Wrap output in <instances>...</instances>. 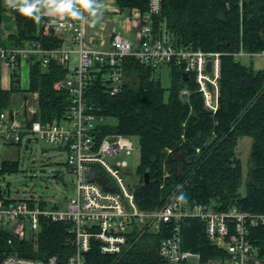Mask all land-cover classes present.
<instances>
[{"label":"trees","instance_id":"16d2710c","mask_svg":"<svg viewBox=\"0 0 264 264\" xmlns=\"http://www.w3.org/2000/svg\"><path fill=\"white\" fill-rule=\"evenodd\" d=\"M147 2L116 0L120 8L135 7L142 12L147 10ZM7 12L15 26L14 31L5 28L9 32L5 41L8 46L38 42L45 49H57L63 45L59 38L43 36L40 30L37 33L44 21L39 12L35 14L37 20L0 4V25L8 20L4 17ZM151 26L155 34L165 30L178 47L221 53L219 94L218 108L212 114L204 109L191 76L183 80L182 68L170 66L165 88L150 65L134 58L124 59L126 80L120 93L110 95L101 74L89 84L85 98L91 112L113 121V125L100 128L101 132L137 139L139 183L145 172L149 174V183L134 190L138 208H159L176 194L189 204L213 200L219 210L234 206L246 213H264V70H254L234 57L240 50L248 57L264 51V0H162ZM66 75L56 62H50L46 70L36 60L30 63L26 91L38 95L40 121H51L64 113L67 92L55 91L53 84ZM20 91L14 74L10 89H0V109H7L11 95ZM243 137H249L251 145L247 182L241 195L242 169L236 147ZM18 166V161L0 160V176L16 173ZM1 198L17 201L10 198L8 189L0 187ZM181 232L183 248L198 253L200 264L226 259V252L209 242L197 219H183ZM164 236H145L123 256L102 255L93 242L85 264H163L157 246ZM8 237L0 232V262L14 252L37 259H64L73 252L64 223L42 222L35 244L15 240L13 248L7 243ZM250 240L264 259V226L251 228Z\"/></svg>","mask_w":264,"mask_h":264},{"label":"built area","instance_id":"2783aa9c","mask_svg":"<svg viewBox=\"0 0 264 264\" xmlns=\"http://www.w3.org/2000/svg\"><path fill=\"white\" fill-rule=\"evenodd\" d=\"M161 1L148 0L145 12L135 7L120 8L116 0H93L97 8L93 14L84 8L82 0H72L73 6L81 12L79 17L69 12V17L39 12L44 21L37 33L40 30L43 36L61 39L63 45L57 49H45L38 42L8 46L7 34L0 30L1 90L10 89L14 74L21 87L23 68L26 67L29 76L30 63L36 60L43 70L50 62L66 70V78L55 82L53 89L64 90L68 95L64 113L51 121H40L37 107H31L34 103L37 106L36 93L32 94L30 107L24 101L17 108L0 109V150L19 147L22 143L27 146L31 139H38L66 154L65 165L75 177L74 195L62 208L42 205L41 200L7 202L0 199V232L9 235L7 243L11 247L14 248L15 240L35 244L41 223L49 221L67 225L73 252L64 259L57 256L37 259L14 252L5 255L0 264H85L93 242L102 255L123 256L135 244L142 243L145 236L150 239L157 234L165 235L157 246L163 264H200V255L182 246L181 221L186 218L200 221L209 242L226 252L225 260L208 261L210 264H264L258 247L250 240V229L264 226V213H246L234 206L219 210L213 200L189 204L176 194L159 208L140 210L134 197V185L140 184L134 162L138 158L139 163L140 157L137 139L103 134L100 128L113 125V121L93 114L85 98L97 74L105 80L104 86L110 95L120 93L126 80L124 59L134 58L140 64L150 65L165 88L170 66L182 68L183 74H187V78L191 76L196 85L204 109L212 114L216 112L221 53L178 47L165 30L153 33L152 17L159 14ZM55 2L58 0H47L49 7ZM8 7L18 9L10 2ZM95 16L104 19L101 24L107 21L112 25L105 46L89 44L93 41L92 34L98 35L94 31L89 39L86 35V27H94L90 20ZM131 30H134L132 40L127 36ZM255 55L264 56V51L252 56ZM240 56L249 55L241 50L234 55L235 58ZM121 154L131 156V168L126 161L112 164L106 161ZM92 169L95 177L106 178L105 185L112 191H105L95 180H87L86 175Z\"/></svg>","mask_w":264,"mask_h":264},{"label":"rangeland","instance_id":"374dc122","mask_svg":"<svg viewBox=\"0 0 264 264\" xmlns=\"http://www.w3.org/2000/svg\"><path fill=\"white\" fill-rule=\"evenodd\" d=\"M23 2L24 0H19L18 3ZM0 4L7 7L9 0H0ZM4 17L8 20L1 23L0 30L8 35L9 32L6 29L14 31L15 26L12 23V15L10 12H7ZM244 53L245 52H243V54ZM238 60L246 66L250 65L254 70H264V56L262 55H255L253 57L240 56ZM157 75L158 74H156V77ZM27 77V69L24 67L20 88H27ZM184 94L187 95V92L184 91ZM20 104L21 96L15 93L11 98L8 109L17 108ZM250 145L251 139L249 137H244L238 140L236 147L237 156L240 160L242 169V185L239 189L241 195L245 192V185L247 182ZM196 153H198V150H196ZM0 160L19 162L18 171L16 173L0 176V187L5 190L8 189L11 199L41 200L44 201L48 207L56 205L62 208L64 202L74 195L75 177L65 165L66 154L43 141L31 139L27 147L22 143L19 147L9 149L2 148L0 150ZM106 161L111 164L116 161H126L131 168L130 155L121 154L117 157L106 159ZM134 162L137 168L138 158H136ZM132 168L135 169V167Z\"/></svg>","mask_w":264,"mask_h":264},{"label":"crops","instance_id":"0c3cea01","mask_svg":"<svg viewBox=\"0 0 264 264\" xmlns=\"http://www.w3.org/2000/svg\"><path fill=\"white\" fill-rule=\"evenodd\" d=\"M38 2L39 3H37V6L39 8V12L40 13H44L45 15L53 16V17H62V16L63 17H69L68 16L69 15L68 14V11H51L50 10L51 7H49V5L47 3V0H39ZM102 20H104V19H102L101 16H95V17L91 18V20H90L91 25L94 26L93 29H90L89 28L90 26L89 27L88 26L86 27V29H87L86 30V35H87V38L88 39L90 38V35L93 33V31L95 33L98 32V33H96L98 35L92 34L93 35V41H92V43H89V44H91L92 47H101V46H105L107 44L106 35H107V32L112 28V25L109 22H107V21L102 22V24H101L100 22ZM100 28H102V29L100 30ZM117 29L118 28H116V30ZM131 29H133V28H131ZM100 34L102 35V37L99 36ZM133 35H134V30H131L130 33L127 34V36L131 40L133 39ZM27 86H28V84H27ZM26 89L20 88L21 91L18 94H20V96H21V102H24V101L26 102L27 101V104H28L27 106L30 107V104H31L30 101L32 99V94L33 93L27 92ZM14 94L11 95V98H12V96ZM31 107H33V108L37 107L36 106V103H34V105H31Z\"/></svg>","mask_w":264,"mask_h":264},{"label":"clouds","instance_id":"9594fccd","mask_svg":"<svg viewBox=\"0 0 264 264\" xmlns=\"http://www.w3.org/2000/svg\"><path fill=\"white\" fill-rule=\"evenodd\" d=\"M12 6L17 7L19 12L23 15L34 17L35 19H39L38 15H35L39 12V8L35 0H24L23 3H16V0H9ZM84 8H86L90 13L97 12V8L94 6L93 0H82ZM51 11H68L71 16L79 17L81 16V12L79 9L73 6L72 0H58L55 2L51 9Z\"/></svg>","mask_w":264,"mask_h":264},{"label":"water","instance_id":"95a60500","mask_svg":"<svg viewBox=\"0 0 264 264\" xmlns=\"http://www.w3.org/2000/svg\"><path fill=\"white\" fill-rule=\"evenodd\" d=\"M209 66H210V63L208 62L207 63V70H209ZM183 80H187V74H183ZM25 99V98H24ZM86 178L87 180L89 181H92V180H95L98 184H100L104 190L106 191H112L111 188L105 186V183H106V179L102 176V177H95V171L92 169L90 170L87 175H86ZM149 183V174L147 172H145L142 176V183L141 184H137V185H134V188H138L140 187L141 185H146Z\"/></svg>","mask_w":264,"mask_h":264}]
</instances>
